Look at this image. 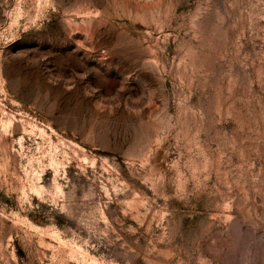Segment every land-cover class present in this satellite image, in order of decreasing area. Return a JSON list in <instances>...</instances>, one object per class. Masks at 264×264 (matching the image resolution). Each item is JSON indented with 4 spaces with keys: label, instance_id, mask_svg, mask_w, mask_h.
Instances as JSON below:
<instances>
[{
    "label": "rangeland",
    "instance_id": "374dc122",
    "mask_svg": "<svg viewBox=\"0 0 264 264\" xmlns=\"http://www.w3.org/2000/svg\"><path fill=\"white\" fill-rule=\"evenodd\" d=\"M0 264H264V0H0Z\"/></svg>",
    "mask_w": 264,
    "mask_h": 264
}]
</instances>
